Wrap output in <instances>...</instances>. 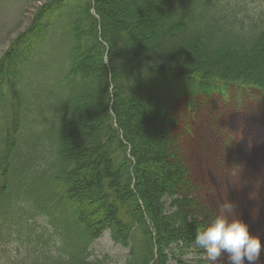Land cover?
<instances>
[{
	"label": "trees",
	"instance_id": "16d2710c",
	"mask_svg": "<svg viewBox=\"0 0 264 264\" xmlns=\"http://www.w3.org/2000/svg\"><path fill=\"white\" fill-rule=\"evenodd\" d=\"M226 196L264 239V0H45L0 57V264H167Z\"/></svg>",
	"mask_w": 264,
	"mask_h": 264
},
{
	"label": "rangeland",
	"instance_id": "374dc122",
	"mask_svg": "<svg viewBox=\"0 0 264 264\" xmlns=\"http://www.w3.org/2000/svg\"><path fill=\"white\" fill-rule=\"evenodd\" d=\"M44 3L45 0H0V57L17 36L28 30L37 8ZM65 32L66 30L62 25L54 29L53 36L51 35L52 37L46 44L41 56V64H49L50 66L53 64L55 67L60 64ZM229 109L230 107L226 111V108L220 105L217 114L225 119L227 130L233 133V141L238 143V140L245 135L246 124H251L253 121V116L240 112L236 105ZM37 224H39L40 229L46 228L44 237L45 239L49 238L52 245L56 236L52 234L51 229L43 220L38 219ZM21 240L19 234L14 231L8 242L2 241L0 260L5 252L9 254V261L11 262L13 258L23 256L24 248L20 249ZM89 250L92 259L104 260L105 264H125L130 252L129 248L115 243L109 231H105L101 237L94 241ZM20 252L21 254H19ZM167 264H208V261L203 250L196 248L193 244L184 254L178 251L175 256L171 255Z\"/></svg>",
	"mask_w": 264,
	"mask_h": 264
},
{
	"label": "clouds",
	"instance_id": "9594fccd",
	"mask_svg": "<svg viewBox=\"0 0 264 264\" xmlns=\"http://www.w3.org/2000/svg\"><path fill=\"white\" fill-rule=\"evenodd\" d=\"M193 244L203 250L208 264H261L264 239L226 196L197 229Z\"/></svg>",
	"mask_w": 264,
	"mask_h": 264
}]
</instances>
